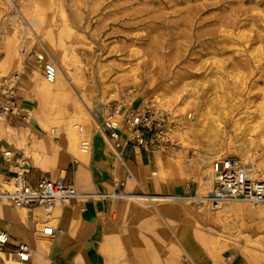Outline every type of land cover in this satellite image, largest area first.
<instances>
[{"label": "rangeland", "instance_id": "1", "mask_svg": "<svg viewBox=\"0 0 264 264\" xmlns=\"http://www.w3.org/2000/svg\"><path fill=\"white\" fill-rule=\"evenodd\" d=\"M249 1L0 0V40L11 45L16 55L23 46L27 60H38L27 55L39 51L42 61H55L61 80L76 91L85 87L84 101L94 106L97 98L104 104L155 97L184 115V131L174 135L192 151L178 154L171 169L182 167L185 173L179 181L193 183L197 195V178L209 171L212 159L221 152L241 159L235 148L250 158L255 176L264 180V133L258 130L264 126V1ZM221 14L237 15L238 25H230L226 18L218 20ZM51 82L54 85L58 78ZM82 103L89 120L88 107ZM56 117L61 124L67 119L76 122L78 116L72 112L65 119ZM217 148L220 152L206 157ZM191 200L186 203L199 206L195 197ZM235 203L231 201L239 204ZM199 211L209 216L208 226L203 222L202 229L213 242L222 241L219 257L229 249L264 250V216L252 220L233 210L226 228L210 224L213 212ZM167 229L174 239L173 228ZM122 262L141 264L105 260V264ZM180 264L189 260L181 259Z\"/></svg>", "mask_w": 264, "mask_h": 264}, {"label": "crops", "instance_id": "2", "mask_svg": "<svg viewBox=\"0 0 264 264\" xmlns=\"http://www.w3.org/2000/svg\"><path fill=\"white\" fill-rule=\"evenodd\" d=\"M41 60L16 55L11 45L0 40V79L12 71L19 73L16 113L0 116V182L12 176V156L23 151L31 158L28 178L32 184L39 178L61 177L79 195L66 205L56 206L49 219L38 207L0 204V231L8 234L0 250V264L17 260L13 251L19 241L31 248L24 264H105V260L180 264L181 259L189 258L196 264H264L262 249H255L256 253L229 249L221 259L220 251H212L214 242L201 225L205 222L208 226L209 216L186 203L194 200L197 188L179 181L185 173L182 167L171 169L178 154L192 151L178 134L174 135L178 144L167 150L127 146L118 154L107 133L99 128L105 117L102 99L97 98L95 106L87 99L85 102V87L76 91L59 74L58 82L46 85ZM82 102L89 117L87 153L77 149L76 134L65 129L70 119L56 123L57 115L64 119L72 112L78 115L76 104ZM56 124L60 132L52 134L50 128ZM5 150L12 156H3ZM127 173L136 182H126L119 190L132 198H112L114 179ZM138 198L141 201H135ZM210 221L215 222L213 216ZM51 222L53 229L47 225ZM167 227L173 228L174 239Z\"/></svg>", "mask_w": 264, "mask_h": 264}, {"label": "built area", "instance_id": "3", "mask_svg": "<svg viewBox=\"0 0 264 264\" xmlns=\"http://www.w3.org/2000/svg\"><path fill=\"white\" fill-rule=\"evenodd\" d=\"M32 54L38 61L41 59L36 52L27 56L31 57ZM42 71L46 80L53 81L57 67L53 62L46 61L42 65ZM18 79L17 72L0 79V115L3 117L16 113ZM104 112L105 117L99 128L107 133L118 154L127 146L145 151H164L177 145L174 132L184 131L186 119L155 97H149L137 106L133 101H107L104 103ZM2 155L12 156L10 150H5ZM12 157L13 174L5 182H0V204L13 208L38 207L45 217H49L56 206L66 205L79 195L74 186L61 177L54 180L39 178L32 184L28 178L32 166L30 156L21 151ZM207 176L211 193L207 196V202L197 204L198 210L214 212L224 201L242 200L255 207L264 201V180L255 176L252 167L237 157L222 156L212 159ZM132 179L133 176L129 173L125 177L114 179L117 197L123 194L119 189ZM7 241L8 234L0 231V250ZM30 251L26 242L19 241L13 253L18 261L24 262L29 259ZM189 264H192L190 260Z\"/></svg>", "mask_w": 264, "mask_h": 264}, {"label": "bare ground", "instance_id": "4", "mask_svg": "<svg viewBox=\"0 0 264 264\" xmlns=\"http://www.w3.org/2000/svg\"><path fill=\"white\" fill-rule=\"evenodd\" d=\"M261 2V1H264V0H250L249 2L250 3H258V2ZM174 3V2H173ZM263 3V2H262ZM240 4V3H239ZM264 4V3H263ZM147 5V4H146ZM188 5V4H187ZM200 5V4H199ZM239 6V5H238ZM256 6V5H255ZM147 8V7H146ZM145 8V9H146ZM189 8H190V6H189ZM200 8H201V6H200ZM208 8V7H207ZM234 8V7H233ZM238 8V7H237ZM239 8H241V7H239ZM202 9H204V7L202 8ZM242 9V8H241ZM143 10H144V8H143ZM154 10V9H153ZM238 10V9H237ZM239 11V10H238ZM145 12V11H144ZM188 13V12H187ZM226 13V12H225ZM163 14V13H162ZM232 14V13H231ZM231 14H229V15H226V16H224V15H222L221 17V19H218V20H222V21H224V19L226 20V22L227 23H229L230 25H235V24H237L238 25V21H237V19H238V16L237 15H231ZM18 15V14H17ZM150 15V14H149ZM148 15V16H149ZM188 15V14H187ZM218 15H219V13H218ZM37 17V16H36ZM153 17V16H152ZM187 18V17H186ZM218 18V17H217ZM36 19V18H35ZM200 20V19H199ZM201 20L203 21V20H206V18H201ZM29 21L31 22V23H35V20L32 18V17H29ZM40 22V21H39ZM199 22V21H198ZM197 22V23H198ZM41 23V22H40ZM125 23V22H124ZM226 23V24H227ZM126 24V23H125ZM129 24V23H128ZM136 24V23H135ZM138 24V23H137ZM251 24V23H250ZM54 25V24H53ZM34 27H35V25H34ZM28 29H29V27L27 28V26L25 27V31H24V33L26 34L27 32H28ZM181 29V28H180ZM226 32V31H225ZM229 35V34H228ZM237 35H240V33L239 34H237ZM242 35H243V32H242ZM198 38V37H197ZM245 38V37H244ZM52 40V39H51ZM247 41V40H246ZM220 44V43H219ZM24 45V44H23ZM49 46V45H48ZM219 47V46H218ZM22 50H23V46H21V48L19 49V51H20V54H22L23 52H22ZM54 52H55V50H54ZM37 57H39V58H43V55H40L39 53H37ZM41 60V59H40ZM62 60V59H61ZM42 61V60H41ZM40 61V62H41ZM220 61V60H219ZM62 62V61H61ZM54 64H56V66H57V63L54 61ZM62 65H64L63 64V62H62ZM59 66V65H58ZM57 66V67H58ZM58 70H59V67H58ZM58 74H59V72L57 71V73H56V77H55V80L58 78ZM66 76V75H65ZM66 78V77H65ZM45 82V81H44ZM46 85H50L52 82L51 81H48V80H46ZM260 103V102H259ZM76 104V103H75ZM76 109H77V113H78V117H76L75 119H77V123L76 122H72V119H70V120H68L67 122H66V124H65V129L66 130H68L69 132L70 131H72L73 133H75L76 134V140H77V149L81 152V153H87L88 152V150H89V147H90V144H89V128H88V126H87V123H88V119L86 118V117H84V114H83V106L82 105H80V104H76ZM262 109V108H261ZM263 111V110H262ZM261 111V112H262ZM263 114H262V116H264V112H262ZM0 116H2V115H0ZM261 117V116H260ZM259 117V118H260ZM1 118L2 117H0V126H1ZM91 119H93V117L91 116ZM234 127V126H233ZM256 128V127H255ZM28 129V128H27ZM50 130L51 131H55V132H60V130H59V126H58V124H56V125H53L51 128H50ZM258 130L260 131V132H262V133H264V126L263 125H260L259 126V128H258ZM65 133V132H64ZM249 134V132H247V135ZM70 136V135H69ZM72 140V139H71ZM219 146V145H218ZM230 149V148H229ZM234 151L240 156V158H241V160L243 161V162H245V163H247L249 166H250V164H249V161L248 160H250V158L248 157V156H246L242 151H241V149H239V148H235L234 149ZM218 152H220V149L219 148H217L213 153H209L208 155H206V157L207 156H211V155H214L215 153H218ZM224 152H221L220 153V155L221 156H219V157H222V154H223ZM225 156V155H224ZM251 162V161H250ZM208 172H205V173H203V176L201 175V176H199L198 178H197V180H198V194L197 195H195L194 197L197 199V201L199 202V203H205V202H207V196L208 195H210V193H211V188H210V186H209V178H208ZM133 179H135V177H133ZM110 195L112 196V198H127V196L123 193L122 195H120V196H116L115 195V192L113 193L112 191H111V193H110ZM187 198V197H186ZM192 198V197H191ZM196 201V200H195ZM235 204H237V202H239V204L238 205H232L231 204V201H224V202H222V204H221V207L218 209V210H216V211H214L213 213H214V217H213V220L215 221V223H219V224H222V226L223 227H226V228H228V226H227V224H228V220L230 219V215H231V211H233V210H237V213H239L240 215H241V217L242 218H244V217H248L249 219H252V220H261L262 219V217L264 216V206H257V207H255V206H253V205H250V207H248V206H246L245 205V203L244 202H242V200H235ZM4 205H7V204H4ZM197 207V206H196ZM206 214H207V212H206ZM233 215V214H232ZM45 217V216H44ZM51 217V215L49 216V217H45V219H49ZM238 217H240V216H238ZM43 218V217H42ZM22 219V218H21ZM44 219V220H45ZM50 221V220H49ZM52 221V220H51ZM244 221V220H243ZM230 222V221H229ZM48 225V227H50V228H52L53 229V227H54V225L52 224V222L50 223V224H47ZM47 227V228H48ZM229 233V232H228ZM220 235L222 236V233L220 232ZM228 237V236H227ZM225 238V237H224ZM263 239V238H262ZM220 242H222V241H220V238H219V240H215V242H214V244H213V247H212V251H214V252H219L220 251ZM43 243H45V242H43ZM264 243V242H263ZM45 245V244H44ZM43 247V246H42ZM44 249V248H43ZM42 250V249H41ZM4 252V251H3ZM41 252V251H40ZM44 252V251H43ZM1 255L3 256V253H1ZM0 255V256H1ZM10 256V255H9ZM8 259V258H7ZM189 260L191 261V263L192 264H196V261H195V259H193V258H189ZM8 262V261H7ZM9 263L10 264H24L23 262H20V261H18V260H9Z\"/></svg>", "mask_w": 264, "mask_h": 264}]
</instances>
